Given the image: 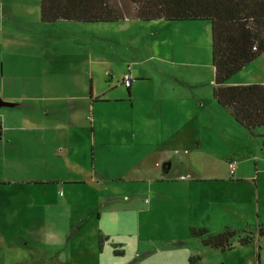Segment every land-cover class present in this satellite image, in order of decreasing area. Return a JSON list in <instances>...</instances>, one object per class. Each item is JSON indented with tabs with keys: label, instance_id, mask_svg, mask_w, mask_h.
<instances>
[{
	"label": "crops",
	"instance_id": "0c3cea01",
	"mask_svg": "<svg viewBox=\"0 0 264 264\" xmlns=\"http://www.w3.org/2000/svg\"><path fill=\"white\" fill-rule=\"evenodd\" d=\"M84 24L42 22L40 0H0V264H134L143 251L125 258L128 248L122 252L115 246L164 233L182 242L195 238L192 248L171 252L174 258L168 264L229 263L225 254L234 248L203 247L190 229L241 231L253 229L256 221L264 226L259 205L264 186L258 169L241 166L247 162L244 156L252 155L246 147L254 141L214 100L211 60L183 63L188 70L207 67V78L175 71L161 72L155 81L134 69L130 60H101L93 41L98 29ZM186 25L192 23L177 27ZM257 58L228 83H264V71L253 65ZM124 75L131 80L128 87L122 83ZM228 128L240 134L239 143L224 149L217 140L225 139ZM117 145L135 148L124 153L131 162L118 176H103L95 161ZM52 157L57 172L50 169ZM51 183L84 186L83 192L87 188L94 193L84 204L72 195L64 198L69 209H62L66 217L74 208L69 223L86 222V230L91 226L85 245L72 244L79 233L68 245L63 241L66 230H61L53 241H63L65 248L39 253L38 262H44L37 263L34 248L25 241L34 239L37 224L30 194L36 186ZM117 190L124 196L120 205L112 203L119 197ZM38 223L52 227L45 213ZM148 223L153 226L148 228ZM121 231L126 238L119 237ZM115 237L117 241L104 246ZM240 247L264 264V236ZM194 255L200 258L190 263Z\"/></svg>",
	"mask_w": 264,
	"mask_h": 264
},
{
	"label": "rangeland",
	"instance_id": "374dc122",
	"mask_svg": "<svg viewBox=\"0 0 264 264\" xmlns=\"http://www.w3.org/2000/svg\"><path fill=\"white\" fill-rule=\"evenodd\" d=\"M178 23H192V26L186 25L184 26V28H181L177 27ZM84 25L89 28H94L95 30L98 29V38L93 39V41L94 44L95 41L98 43V47L100 48L98 54H100L101 60L104 58L113 60L115 62H119L125 59L130 60L133 64L134 69H137L141 74H148L155 81L156 78L160 79V75L162 73L171 74L175 71H180L181 73L188 72L190 75H197V79L199 78V74L200 78H207L208 74L204 69L205 66H203L202 68L195 67L194 69L188 70L184 69L183 63H188L190 60H195L197 62L203 60H211V23L208 20L169 22L162 19L141 21L134 18H126L112 23L85 22ZM85 38H87V36L84 37V39ZM262 57H264V54H261L255 60L254 63L256 64H253L256 65V70L260 68L261 71H264V68H262V65H264V63H260L263 60ZM260 59L261 61L259 62ZM116 65L119 64L116 63ZM242 71L244 70H239L234 74V76L236 74L238 76L244 74V72ZM113 75L115 77L116 73L114 72ZM212 75H214L213 67ZM254 133H264V127L257 128ZM119 135V133H116V136ZM247 135L248 138H251V140L254 141V145H249L246 147V150H248L252 155H245L244 158L247 162L241 166L246 169L248 168L254 170V167L258 169L259 173L257 175V178L260 182V185L262 184L263 187L264 172H261L260 170H264V145H262L261 143V138L252 136L249 132H247ZM239 137L240 134H238L233 129L228 128L225 139H218L217 141L219 142L220 140L222 148L229 149L234 148L236 142L239 143L237 139ZM109 147V149H106L104 151V159L99 160L97 158V160L95 161L96 170H98L103 176H105L106 174L107 176L116 177L119 173H122L125 164L131 162L130 160H127V157H124V153H126V151L133 152L135 148L127 146L126 149H123V145ZM205 148L207 150H211V146L209 144H206ZM135 153L136 155H138L137 148ZM249 157L251 158V160L249 159ZM255 162H257L258 164L254 166ZM56 163L57 160L52 157L49 163L50 169L57 172ZM88 165L90 167L92 165L91 152H89ZM217 167L218 169L221 168L219 160ZM55 184H45L44 187L36 186V188L33 190L34 192L30 194V199L33 198L36 204L35 215L37 224L35 225L34 239L25 241L31 244V249L34 248L33 251L36 256L35 258H37V263L44 262H38V259L40 258L38 255L39 253H43V251H51V254H55L57 250L65 248L63 241L66 242L67 240L68 245H72L73 243L75 245H85L88 243L86 235L89 234L86 231H88L91 225L86 230V222L74 221L69 223V218L74 216V208H70L71 214L66 217L62 213V209H69V206L66 205L64 198L71 197L72 195V200L77 203H83V201H92L94 193L87 188L83 189H86L88 193H86V191L83 192L81 190V187L84 186H59ZM115 185L120 187V184ZM65 187L67 188L65 189ZM58 190L62 192L60 195ZM115 193L116 197H119H117L116 200L114 199V197L112 203H117V205H120L124 201V196L122 195L123 193H120V191L118 190L115 191ZM263 198L264 196H261V198H259V205L260 213H262V217L264 218ZM64 205H66L67 208H65ZM43 213H45L48 218L51 217V228L46 229V224L38 223L40 220V216ZM259 223V221H256V223H253V225L257 226V224ZM147 226L148 228H150L153 225L151 223H148ZM61 230H66V235L64 234L62 243L54 242L53 239L59 236ZM74 233H79V235L71 244L70 238ZM209 233L214 234L216 232ZM159 235L160 236L158 238L147 236L142 240H127L126 243L121 242L122 245H116V248L114 249L123 252L125 248H128V252L125 258L134 257V250L143 251V256L140 257L138 262L134 264H168L169 259L174 258L171 252L178 250L180 247L192 248V241L195 239L189 237L187 241H183L186 243H183L182 240H176V238H174L172 235H165V233L164 237H162L161 234ZM119 237L124 239L126 238V235L123 233V231H121ZM114 240H116V237L110 240L106 239V241L104 242V246L109 247V242H115ZM95 244H97V247L99 246L98 243ZM233 248L234 250L232 249L230 250V252H226L225 255L229 257L226 259L229 263L225 264H234L236 263V260L238 264H257V261L255 259L253 260L250 258L252 254L250 255V251L248 248H241L236 241H234L233 243ZM54 250L56 251L53 252ZM49 254L45 257H49ZM253 255H256V253H253ZM42 258L44 257L42 256ZM137 258L139 257L137 256ZM231 258L233 259L232 262L228 260Z\"/></svg>",
	"mask_w": 264,
	"mask_h": 264
},
{
	"label": "trees",
	"instance_id": "16d2710c",
	"mask_svg": "<svg viewBox=\"0 0 264 264\" xmlns=\"http://www.w3.org/2000/svg\"><path fill=\"white\" fill-rule=\"evenodd\" d=\"M141 21L208 20L211 23L212 96L252 136L264 127V83L229 84L228 80L264 52V0H40V20L112 23ZM204 246L226 251L236 241L246 245L264 236V226L241 231L232 227L210 234L190 229ZM199 255L189 257L192 263Z\"/></svg>",
	"mask_w": 264,
	"mask_h": 264
},
{
	"label": "built area",
	"instance_id": "2783aa9c",
	"mask_svg": "<svg viewBox=\"0 0 264 264\" xmlns=\"http://www.w3.org/2000/svg\"><path fill=\"white\" fill-rule=\"evenodd\" d=\"M130 78H129V75H124L123 76V78H122V83L126 86V87H128L129 85H130ZM228 167H229V171H230V173L232 174L233 173V171H234V165H233V163L232 162H229L228 163Z\"/></svg>",
	"mask_w": 264,
	"mask_h": 264
},
{
	"label": "water",
	"instance_id": "95a60500",
	"mask_svg": "<svg viewBox=\"0 0 264 264\" xmlns=\"http://www.w3.org/2000/svg\"><path fill=\"white\" fill-rule=\"evenodd\" d=\"M2 104L1 100H0V105Z\"/></svg>",
	"mask_w": 264,
	"mask_h": 264
}]
</instances>
